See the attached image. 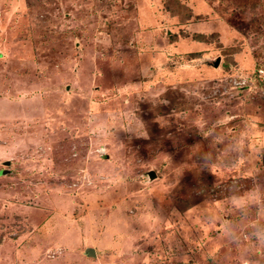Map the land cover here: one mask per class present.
Segmentation results:
<instances>
[{"label":"rangeland","instance_id":"rangeland-1","mask_svg":"<svg viewBox=\"0 0 264 264\" xmlns=\"http://www.w3.org/2000/svg\"><path fill=\"white\" fill-rule=\"evenodd\" d=\"M0 264H264V0H0Z\"/></svg>","mask_w":264,"mask_h":264},{"label":"water","instance_id":"water-1","mask_svg":"<svg viewBox=\"0 0 264 264\" xmlns=\"http://www.w3.org/2000/svg\"><path fill=\"white\" fill-rule=\"evenodd\" d=\"M218 63H219V58H216L215 61H214V66H217ZM149 175H150L151 177H153V176H154V172H152V171L149 172ZM89 251H90V252H93L92 249H90V248H89Z\"/></svg>","mask_w":264,"mask_h":264},{"label":"built area","instance_id":"built-area-1","mask_svg":"<svg viewBox=\"0 0 264 264\" xmlns=\"http://www.w3.org/2000/svg\"><path fill=\"white\" fill-rule=\"evenodd\" d=\"M262 70V69H261Z\"/></svg>","mask_w":264,"mask_h":264}]
</instances>
